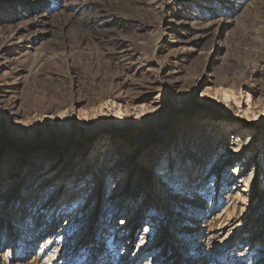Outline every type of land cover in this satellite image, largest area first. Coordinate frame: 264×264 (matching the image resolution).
Returning <instances> with one entry per match:
<instances>
[{
	"label": "rangeland",
	"instance_id": "obj_1",
	"mask_svg": "<svg viewBox=\"0 0 264 264\" xmlns=\"http://www.w3.org/2000/svg\"><path fill=\"white\" fill-rule=\"evenodd\" d=\"M7 263L264 264V0H0Z\"/></svg>",
	"mask_w": 264,
	"mask_h": 264
},
{
	"label": "bare ground",
	"instance_id": "obj_2",
	"mask_svg": "<svg viewBox=\"0 0 264 264\" xmlns=\"http://www.w3.org/2000/svg\"><path fill=\"white\" fill-rule=\"evenodd\" d=\"M21 42H22V41H21ZM45 146H46V148H48V145H45ZM56 146H59V145H56ZM45 154H46V153H45ZM45 154H44V155H45ZM55 154H56V153H55ZM94 157H95V156L92 157V160H94ZM92 160H91V161H92ZM60 164H62V166L64 165L63 168H68V166L70 165L69 163H60ZM44 168H45V167H44ZM51 170H52V168L48 167L46 173H49ZM65 172H66V169L63 171L62 175H63ZM232 175H233V177L236 176V175H237V171L233 170V171H232ZM42 179H45V176L40 177V178H39V181H41ZM11 184H13V183H11ZM48 184H49V183H47L46 185H48ZM42 186H44V185H42ZM42 186H41V187H42ZM53 194H54V193H53ZM73 194L75 195V193H71L70 196H69L68 198L73 197ZM54 199H55V198H53V199H51V200H47V201H46L47 203H46L45 206H43V208H46L49 204H51L52 201H54ZM158 203H159V201H158ZM39 217H40V215L38 216V218H39ZM148 230H149V229H148V227L146 226V227H145V231L147 232ZM150 249H151V248H150ZM148 250H149V249H147V251H148ZM8 253H9V252H8ZM14 260H15V256L11 259L10 263H12ZM10 263H7V264H10Z\"/></svg>",
	"mask_w": 264,
	"mask_h": 264
}]
</instances>
